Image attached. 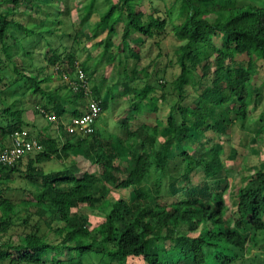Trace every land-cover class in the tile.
I'll return each instance as SVG.
<instances>
[{
  "label": "trees",
  "instance_id": "obj_1",
  "mask_svg": "<svg viewBox=\"0 0 264 264\" xmlns=\"http://www.w3.org/2000/svg\"><path fill=\"white\" fill-rule=\"evenodd\" d=\"M142 1L0 0V153L23 130L27 107L18 104L25 95L41 98L35 112L47 119L54 114L58 120L48 119L50 128L61 133L54 136L49 128L42 133V151L0 163V264H248L252 251L264 256V171L246 177L229 205L223 147L207 136H226L264 98V82L255 84L264 68V6L241 0H147L151 10L145 12ZM95 14L98 22L85 31ZM120 25V53L129 44L136 61L142 59L140 44H159L173 34L179 42L178 71L162 86L170 90L156 93L151 84L156 72L124 68L121 94L132 96V112L121 122L123 134L99 125L91 134L68 132L63 122L82 116L90 98L100 102L102 112L110 104L106 79L90 81L96 68L88 61L91 50L102 48L99 60L115 65ZM33 38L43 47L38 56L29 50ZM78 64L88 75L87 90L72 84L78 81ZM52 75L62 84L51 86ZM20 83H25L20 96H3ZM189 86L197 92L190 100ZM169 96L175 101L165 118L130 128L131 120L157 115L159 102L167 103ZM121 147L130 155L125 166L119 163ZM72 153L83 154L98 174L82 172ZM50 162H61L62 168L46 170ZM197 171L203 173L198 183ZM19 180L24 185L16 190L27 197L21 200L14 198ZM127 190L129 196L112 199L113 192ZM104 201L109 202L103 206L105 218L92 230L89 218L74 212Z\"/></svg>",
  "mask_w": 264,
  "mask_h": 264
},
{
  "label": "rangeland",
  "instance_id": "obj_2",
  "mask_svg": "<svg viewBox=\"0 0 264 264\" xmlns=\"http://www.w3.org/2000/svg\"><path fill=\"white\" fill-rule=\"evenodd\" d=\"M78 0H74L77 3ZM241 3H253L259 6H264V0H241ZM78 4H81L80 2ZM102 7V6H101ZM145 12H149L151 10V6L147 0H143L141 2L140 7ZM73 22L77 25L78 18L76 16V12L72 13ZM29 20V18H27ZM99 16L95 14L93 18L84 26V30L87 31L90 26L95 25L98 22ZM38 21V20H37ZM36 18L33 22H37ZM122 25H120L118 29V34L115 37V47L114 51L117 53L115 58V65H108V62L102 58L103 60H99L100 54L102 52V48L93 49L90 52L92 53V58L89 60V66L91 68H96V75H93L90 78V81H101L106 79V83L104 85V93L109 89L110 92V104L108 108L103 110L101 118L97 121V126L105 127L109 132H115L122 135L121 122L127 116V114L131 113V106L128 103V100L132 99V96L123 95L121 92L123 91L122 84L126 80L127 71L124 68L128 69V72L132 73L133 69H137V71H141L144 73V69H147L151 73L156 72L151 77V84H153L154 88L158 91L156 92L158 95H162L165 91L170 90V86H167L166 89H163V85H167V83L175 77L178 71V65L176 63L175 58V50L179 46V42L175 39L172 33L163 38L159 44H157L153 40H148L145 44L141 45V56L142 59L140 61H136L128 54L129 44H125L124 49L127 50L126 53H120V48L122 45ZM102 36L101 38H103ZM100 38V39H101ZM98 39V40H100ZM37 39L33 38L30 41L29 50L35 52V56L39 55V50L42 49L37 45ZM59 42L56 41V44ZM67 45L71 44V41L67 40ZM132 47L134 44H131ZM37 46V47H36ZM119 48V49H118ZM162 52V55L159 57L158 54ZM87 58V54L83 53L80 56V63H84ZM241 59H247L245 55L240 56ZM124 60H127L128 66L125 65ZM123 61V62H122ZM48 72L53 73V69H49ZM45 75H41L40 77H44ZM65 78L67 81L70 80ZM39 78V77H38ZM40 79V78H39ZM62 79L52 75L51 86H58L62 84ZM255 84L257 86H261L264 82V68L258 69V72L255 76ZM25 83H20L18 85H14L13 88L6 91L3 96H7L8 94L12 95V92H15V96H20V89L24 86ZM140 86H143L144 83H139ZM3 88V85L0 84V90ZM189 91V99L191 97H195L197 92L193 86L188 87ZM8 92V93H7ZM10 95V97H11ZM14 98V97H13ZM11 98V99H13ZM175 98L172 96L168 97V102L163 103L159 102V112L158 116L155 113H146V117L141 116L136 120L130 121V128L136 129L139 125L143 123L154 124L156 118H165L169 107L174 103ZM43 104L41 98L25 95L22 97L21 103L19 102L18 108L27 107V110L24 113L25 124L23 129L28 130L33 137L41 140L43 136V132H48L47 130L50 128L49 120L42 116L40 113L35 112L36 108L39 110L41 105ZM86 105V102H84ZM87 106V105H86ZM34 108V109H33ZM264 111V98L261 100L260 104L256 108L253 106L250 107V116L243 123L238 121L236 125L229 131L226 136H217L212 133H208L207 136L214 142L222 144L223 150L221 152V157L224 162V166L227 170V180L230 184V189L226 193L227 199L229 200V205L234 200V195L236 191L244 184L245 178L254 175L258 171H264V122L260 120V115ZM133 114V113H132ZM52 129V130H51ZM63 128L62 131L63 132ZM52 135L56 136L61 134L59 128L52 126L50 128ZM121 156L122 159L119 161L122 165H128L130 163V155L126 148L121 147ZM72 157L75 161H77L78 166L80 167L82 172H92L98 174L97 166L90 164L88 159L81 153H72ZM72 158L68 159L67 164H70ZM61 162H50L46 165V170L50 169H60L62 168ZM203 178L202 171H197L194 175V181L196 183L200 182ZM24 182L17 181L15 183V192L14 195L17 200H21V190L17 191L16 189L20 186H23ZM99 187H96V191ZM129 191H117L113 192L112 199H118L120 197L125 198L129 196ZM24 198H27L26 196ZM23 198V199H24ZM108 201H104L101 204L96 205L91 208L88 206H83L78 209H75L74 212H77L80 215H85L89 218L88 226L89 229L95 228L101 222H103L105 216L103 212V206L107 205ZM235 208L234 206L231 209ZM228 223L231 224L232 220L228 218ZM57 226V225H56ZM43 231H47V228L43 227ZM21 232V231H19ZM198 232H195V236ZM264 243V239H262ZM256 251H252L250 259L248 260V264H262L264 262L263 255H256ZM82 264H89L87 261H82ZM131 264H144L142 261L135 260Z\"/></svg>",
  "mask_w": 264,
  "mask_h": 264
},
{
  "label": "built area",
  "instance_id": "obj_3",
  "mask_svg": "<svg viewBox=\"0 0 264 264\" xmlns=\"http://www.w3.org/2000/svg\"><path fill=\"white\" fill-rule=\"evenodd\" d=\"M78 78L77 82L73 85L75 89L85 88L88 89V79L85 71L78 64L76 66ZM101 112L100 105L97 101L93 100L90 104L89 111L81 117L74 118L72 122L67 126L69 132H83V133H93L94 124L99 117ZM49 119L51 121H56L57 117L55 115H50ZM13 146L4 150L0 153V163L13 164L15 163L23 154L27 152L42 151L43 146L35 138H31L27 130L17 131L13 136Z\"/></svg>",
  "mask_w": 264,
  "mask_h": 264
},
{
  "label": "clouds",
  "instance_id": "obj_4",
  "mask_svg": "<svg viewBox=\"0 0 264 264\" xmlns=\"http://www.w3.org/2000/svg\"><path fill=\"white\" fill-rule=\"evenodd\" d=\"M79 65H80V64H79ZM84 71H85V70H84ZM85 73H86V72H85ZM86 75H87V73H86ZM63 77H64V78H68L69 75H68L67 73H64V74H63ZM87 79H88V86H89L90 83H89L88 75H87ZM74 82H75V81H74ZM74 82H72V84H73ZM89 98H90V97H89ZM93 100H95V99L90 98V103H89V105H88V109H87V111H86L85 113H87V112L89 111L90 104H91V102H92ZM95 101H97V100H95ZM97 102H98V101H97ZM98 103H99V105H100V102H98ZM100 108H101V106H100ZM85 113H84V114H85ZM84 114H83V115H84ZM101 114H102V108H101L100 115H101ZM46 115H47V117H48V119H49V116H50V115H54V114H49V113H48V114H46ZM83 115H82V116H83ZM100 115H99V116H100ZM80 117H81V116H80ZM76 118H77V117H76ZM98 118H99V117H98ZM98 118H97V120H96V122H95V124H94V131H95V126L97 125ZM73 119H74V118H73ZM73 119H72V120H73ZM49 120H50V119H49ZM57 120H58V118H57ZM57 120H56V121H57ZM72 120H71L69 123H64V122H63V124H65V129H66V130H67V126L72 122ZM50 121H51V120H50ZM52 122H54V121H52ZM23 130H26V129H23ZM20 131H21V130H20ZM27 131H28V130H27ZM67 131H68V130H67ZM28 132H29V131H28ZM68 132H69V131H68ZM74 133H79V134H77V135H80V134H87V133H83V132H74ZM14 134H15V133H14ZM29 134H30L31 138H35V137L32 136V134H31L30 132H29ZM90 134H91V133H90ZM35 139L38 140L37 138H35ZM38 141L40 142V140H38ZM41 145H42V144H41ZM42 146H43V145H42ZM42 150H43V149H42ZM34 152H36V151H34Z\"/></svg>",
  "mask_w": 264,
  "mask_h": 264
}]
</instances>
